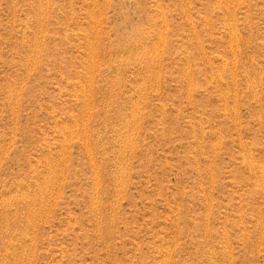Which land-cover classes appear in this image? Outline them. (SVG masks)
<instances>
[{"label": "rangeland", "instance_id": "rangeland-1", "mask_svg": "<svg viewBox=\"0 0 264 264\" xmlns=\"http://www.w3.org/2000/svg\"><path fill=\"white\" fill-rule=\"evenodd\" d=\"M0 264H264V0H0Z\"/></svg>", "mask_w": 264, "mask_h": 264}, {"label": "bare ground", "instance_id": "bare-ground-1", "mask_svg": "<svg viewBox=\"0 0 264 264\" xmlns=\"http://www.w3.org/2000/svg\"><path fill=\"white\" fill-rule=\"evenodd\" d=\"M92 50H94V49H92ZM93 52V51H92ZM93 55H94V53H93Z\"/></svg>", "mask_w": 264, "mask_h": 264}]
</instances>
